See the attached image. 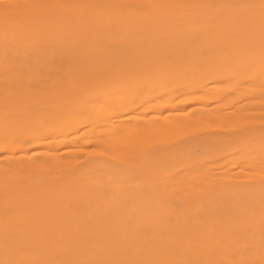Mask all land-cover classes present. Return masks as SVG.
I'll return each instance as SVG.
<instances>
[{
    "label": "bare ground",
    "instance_id": "obj_1",
    "mask_svg": "<svg viewBox=\"0 0 264 264\" xmlns=\"http://www.w3.org/2000/svg\"><path fill=\"white\" fill-rule=\"evenodd\" d=\"M0 264H264V0H0Z\"/></svg>",
    "mask_w": 264,
    "mask_h": 264
},
{
    "label": "rangeland",
    "instance_id": "obj_2",
    "mask_svg": "<svg viewBox=\"0 0 264 264\" xmlns=\"http://www.w3.org/2000/svg\"><path fill=\"white\" fill-rule=\"evenodd\" d=\"M157 255H159V254H157ZM161 255V254H160ZM195 255H198V254H195ZM199 255H201V256H203L202 254H199ZM162 256V255H161ZM171 256H172V254H171ZM156 263V262H155Z\"/></svg>",
    "mask_w": 264,
    "mask_h": 264
}]
</instances>
